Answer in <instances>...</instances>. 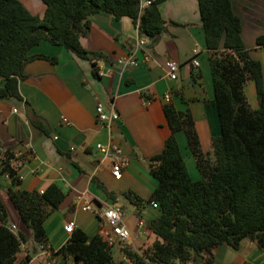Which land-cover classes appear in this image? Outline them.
Instances as JSON below:
<instances>
[{
    "label": "crops",
    "instance_id": "crops-1",
    "mask_svg": "<svg viewBox=\"0 0 264 264\" xmlns=\"http://www.w3.org/2000/svg\"><path fill=\"white\" fill-rule=\"evenodd\" d=\"M19 1L31 14L42 18L45 6L40 0ZM232 10L240 18L245 48L261 63L264 80V47L255 46L256 38L264 35V0H232ZM159 12L166 31L152 46H138L141 37L131 19L115 21L105 13L92 16L88 34L80 38L84 50L101 57L88 61L61 46L40 42L28 54L49 59L37 58L25 64L24 79L18 82L23 103L0 101V150L14 156L11 165L20 178L15 189L40 192L55 185L65 195L44 221L46 246L40 249L31 243L30 232L7 197L8 177L0 175V201L7 211L8 224L27 238L17 263L27 259L25 264H74L71 256L55 254L70 237L65 226L72 223L89 237L99 234L110 239L108 227L96 215L84 211L83 206L101 209L114 205L122 212L120 197L127 193L141 201L137 200L139 204L135 206L124 196L133 215L122 213V222L130 234L126 245L137 253L152 246L157 238L145 223L158 218L159 212L147 202L155 187L148 163L161 153L170 134L162 111L164 104L190 113L200 150L212 162L211 143L220 129L215 107L206 103L213 99V88L198 4L196 0H166L159 5ZM128 58L136 61V66L117 64L118 59ZM192 58L197 66L191 65ZM169 60L179 65L174 81L168 78L165 67ZM97 105L106 112L113 107L118 119L109 126L100 124L95 113ZM26 112L34 113L43 122L47 135L30 124ZM175 139L187 170L191 166L196 169L184 134L176 133ZM97 144L120 148L128 165L119 179L111 177L109 159H102L95 148ZM188 173L193 181L200 179L197 169L194 176ZM109 244L111 248L116 246ZM207 257L196 256L187 264H202ZM210 257L214 264H264V254L248 240H243L236 251L217 246Z\"/></svg>",
    "mask_w": 264,
    "mask_h": 264
},
{
    "label": "trees",
    "instance_id": "trees-1",
    "mask_svg": "<svg viewBox=\"0 0 264 264\" xmlns=\"http://www.w3.org/2000/svg\"><path fill=\"white\" fill-rule=\"evenodd\" d=\"M40 1L45 6L42 18L31 14L19 0H0V101L23 103L18 82L24 79L25 64L37 58L49 59L28 54L42 41L61 46L80 59L101 57L80 45V38L90 30V18L96 14L105 13L115 21L131 19L150 46L166 31V22L159 12V5L166 0H155L144 8L140 7V0ZM196 2L213 88V99L206 103L215 107L220 129L211 143L214 160L210 162L201 152L190 113L164 104L162 111L170 134L161 153L148 163L155 187L147 202L156 204L159 216L145 225L157 240L141 253L124 246L121 253L127 262H115L107 240L75 229L55 251L71 256L74 264H187L196 256H209L202 264H214L210 257L213 248L223 245L236 251L243 240L252 242L264 254L262 66L243 44L241 21L232 10V0ZM255 46L264 47V35L256 38ZM248 82L254 84L258 104L255 109L246 98L244 87ZM26 116L34 128L48 134L34 113L26 112ZM179 132L186 138L199 180L190 178L175 139ZM0 158V175L10 181L7 197L33 242L44 248V221L65 195L55 185L41 194L15 189L20 178L11 165L14 156L8 150H0ZM124 196L135 206L139 204L136 196V200L130 193ZM136 215L140 218L138 211ZM26 242L24 232L10 230L7 211L0 201V264H25L27 259L17 263V255Z\"/></svg>",
    "mask_w": 264,
    "mask_h": 264
},
{
    "label": "built area",
    "instance_id": "built-area-1",
    "mask_svg": "<svg viewBox=\"0 0 264 264\" xmlns=\"http://www.w3.org/2000/svg\"><path fill=\"white\" fill-rule=\"evenodd\" d=\"M155 0H140V7L144 8L149 6ZM147 43L145 38H141L138 41V46L141 48ZM136 61L131 58L128 59H118L117 64L121 67H134L136 66ZM192 66H197L198 63L196 59L192 58L190 61ZM166 71L168 78L172 81L176 80V75L178 72V63L169 60L167 61ZM165 99H169V95H165ZM15 112L16 110L13 109ZM97 121L105 126H109L110 123L118 119V114L113 107H110L106 112L101 105H97L95 108ZM96 150L101 154L102 159H109L110 164V175L114 179H119L121 177L122 170L127 167L128 161L123 157L120 148L115 145H96ZM40 194L42 191L39 192ZM152 208H156V204L150 203ZM84 211H88L98 217L101 222L108 227L111 237L117 239L120 242H127L130 239L129 231L126 229L122 222V212L120 207L109 205L102 207L101 209H95L91 205L87 204L83 206ZM10 230L14 232L15 227L10 226ZM75 230L72 223L65 226V233L71 235ZM109 242V241H108ZM40 249H43L42 245H39Z\"/></svg>",
    "mask_w": 264,
    "mask_h": 264
},
{
    "label": "rangeland",
    "instance_id": "rangeland-1",
    "mask_svg": "<svg viewBox=\"0 0 264 264\" xmlns=\"http://www.w3.org/2000/svg\"><path fill=\"white\" fill-rule=\"evenodd\" d=\"M247 40L248 39H246V41ZM247 85H249V86H247L248 88H246V90H245L246 98H247L248 104L251 106V108H254L253 106L256 107L258 104H257V100H256V97H255V94L253 95V93H254L253 84L249 83ZM213 160H214V158H213ZM186 161L190 162V161H188L187 157H186ZM195 170L196 169H195L194 166L189 167V171H191L193 176L195 175ZM120 200H121V203L124 205V207L122 208V213L124 214V216H128V215L129 216H133L132 214H130V211H129L131 206L125 202V197L123 195L120 197ZM111 238L107 239V240L109 242H112L113 245H116V246H113L111 248L113 259H114L115 262H120V261H122L124 259L122 253H120L121 252V248L126 246V242H120V241H118L117 239H115L113 237H111ZM31 243L35 244L33 242V240H31ZM117 246L119 247L120 252L118 251V247Z\"/></svg>",
    "mask_w": 264,
    "mask_h": 264
},
{
    "label": "water",
    "instance_id": "water-1",
    "mask_svg": "<svg viewBox=\"0 0 264 264\" xmlns=\"http://www.w3.org/2000/svg\"><path fill=\"white\" fill-rule=\"evenodd\" d=\"M13 103H14V104H17V102H16V101H13Z\"/></svg>",
    "mask_w": 264,
    "mask_h": 264
}]
</instances>
